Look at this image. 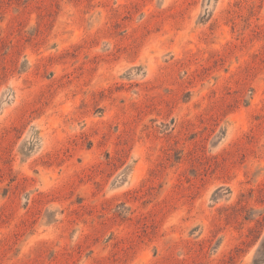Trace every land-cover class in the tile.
I'll return each instance as SVG.
<instances>
[{
  "label": "rangeland",
  "instance_id": "rangeland-1",
  "mask_svg": "<svg viewBox=\"0 0 264 264\" xmlns=\"http://www.w3.org/2000/svg\"><path fill=\"white\" fill-rule=\"evenodd\" d=\"M0 264H264V0H0Z\"/></svg>",
  "mask_w": 264,
  "mask_h": 264
}]
</instances>
